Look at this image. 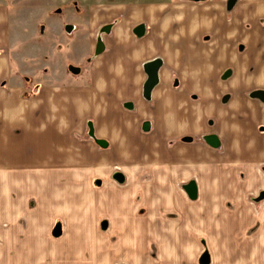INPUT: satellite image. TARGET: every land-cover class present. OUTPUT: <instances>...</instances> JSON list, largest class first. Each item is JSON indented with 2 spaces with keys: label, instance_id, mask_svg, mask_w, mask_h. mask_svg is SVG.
Here are the masks:
<instances>
[{
  "label": "crops",
  "instance_id": "obj_1",
  "mask_svg": "<svg viewBox=\"0 0 264 264\" xmlns=\"http://www.w3.org/2000/svg\"><path fill=\"white\" fill-rule=\"evenodd\" d=\"M204 1L129 4L83 82L0 89V264H264V0Z\"/></svg>",
  "mask_w": 264,
  "mask_h": 264
},
{
  "label": "rangeland",
  "instance_id": "obj_2",
  "mask_svg": "<svg viewBox=\"0 0 264 264\" xmlns=\"http://www.w3.org/2000/svg\"><path fill=\"white\" fill-rule=\"evenodd\" d=\"M159 1L0 0V73L5 72L0 76V89L15 96L10 87L23 86L24 98H28L39 84L83 82L95 58L98 37L106 41L111 37L103 33V27L131 21L129 4ZM222 10L234 18L233 12ZM69 25L73 26L71 31L67 30ZM77 68H82L83 76L75 74Z\"/></svg>",
  "mask_w": 264,
  "mask_h": 264
},
{
  "label": "water",
  "instance_id": "obj_3",
  "mask_svg": "<svg viewBox=\"0 0 264 264\" xmlns=\"http://www.w3.org/2000/svg\"><path fill=\"white\" fill-rule=\"evenodd\" d=\"M236 3V0H229V3H228V6H229V9H232L234 7ZM73 29V26H68L67 27V30L68 31H71ZM112 29V25H107L103 28V31L109 33ZM145 25L144 24H141L139 26L136 27L135 29V32L138 36H143L145 34ZM106 47H105V43L104 41L102 40V38H98V41H97V45H96V51H95V54L96 55H100L102 54L104 51H105ZM162 66V60L160 58L158 59H155L153 61H150L148 63L145 64V70L148 74V79L145 83V86H144V95L147 99H150L151 98V93L153 91V89L156 87V85L159 83V69L161 68ZM79 69L77 68L75 71L77 72ZM230 74V71L227 72V75ZM226 75V76H227ZM253 98H258L260 99L262 102H264V90H257L255 92L252 93L251 95ZM225 101L228 100V97H226L224 99ZM149 123H146L145 124V129L146 130H149ZM91 127V131H90V134L94 137V128L92 125H90ZM97 142L100 144V145H106L107 142L105 140H97ZM115 178L120 181V182H123L124 181V176L121 174V173H117L115 175ZM187 190L189 191L190 193V196L193 198V199H196L197 196H198V187H197V183L195 181H192L188 187H187ZM264 198V193H262V195L258 198V200H261ZM200 262L201 264H210L211 262V257H210V253L208 251H205L200 259Z\"/></svg>",
  "mask_w": 264,
  "mask_h": 264
},
{
  "label": "flooded vegetation",
  "instance_id": "obj_4",
  "mask_svg": "<svg viewBox=\"0 0 264 264\" xmlns=\"http://www.w3.org/2000/svg\"><path fill=\"white\" fill-rule=\"evenodd\" d=\"M144 24V23H143ZM107 25H110V24H107ZM107 25H105V26H107ZM111 25H112V29H113V26H114V24L113 23H111ZM141 25V24H140ZM145 25V28H146V24H144ZM104 26V27H105ZM139 26V25H138ZM103 27V28H104ZM112 29H111V31H112ZM102 31H103V29H102ZM111 31L109 32V33H107V32H105V31H103V33H105V34H110L111 33ZM145 31H146V29H145ZM136 33V32H135ZM98 38H100V37H98ZM102 38V37H101ZM104 41V40H103ZM105 47H106V45H105ZM96 51V50H95Z\"/></svg>",
  "mask_w": 264,
  "mask_h": 264
}]
</instances>
